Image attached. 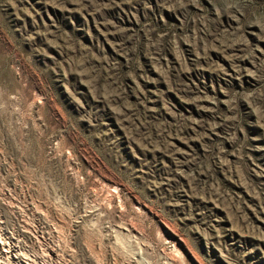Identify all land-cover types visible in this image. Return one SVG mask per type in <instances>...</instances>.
<instances>
[{
  "label": "rangeland",
  "instance_id": "1",
  "mask_svg": "<svg viewBox=\"0 0 264 264\" xmlns=\"http://www.w3.org/2000/svg\"><path fill=\"white\" fill-rule=\"evenodd\" d=\"M0 228L39 264H264V0H0Z\"/></svg>",
  "mask_w": 264,
  "mask_h": 264
},
{
  "label": "bare ground",
  "instance_id": "2",
  "mask_svg": "<svg viewBox=\"0 0 264 264\" xmlns=\"http://www.w3.org/2000/svg\"><path fill=\"white\" fill-rule=\"evenodd\" d=\"M21 251L18 245V239L6 238L0 233V264H39L36 263L34 259H24ZM42 264L51 263L46 260L44 263L42 262Z\"/></svg>",
  "mask_w": 264,
  "mask_h": 264
}]
</instances>
